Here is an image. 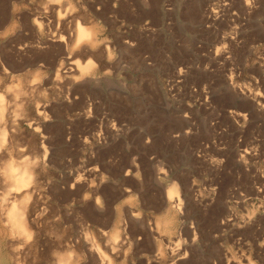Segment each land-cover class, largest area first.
I'll list each match as a JSON object with an SVG mask.
<instances>
[{
    "label": "rangeland",
    "instance_id": "obj_1",
    "mask_svg": "<svg viewBox=\"0 0 264 264\" xmlns=\"http://www.w3.org/2000/svg\"><path fill=\"white\" fill-rule=\"evenodd\" d=\"M247 2L0 0V89L18 77L23 91L42 65L36 123L14 137L55 177L28 205L42 258L107 264L98 245L119 264L112 234L135 243L136 264H168L151 253L175 232L177 264H264V0ZM77 24L93 45L75 47Z\"/></svg>",
    "mask_w": 264,
    "mask_h": 264
},
{
    "label": "clouds",
    "instance_id": "obj_2",
    "mask_svg": "<svg viewBox=\"0 0 264 264\" xmlns=\"http://www.w3.org/2000/svg\"><path fill=\"white\" fill-rule=\"evenodd\" d=\"M84 63L91 69L98 68V65L91 57ZM39 67H42V65ZM39 67L35 70L34 76L24 81L25 88L23 91H17V85L22 79L18 77H13L11 86L0 89V125L7 123L12 133L6 144L0 142V199H2L5 209L9 207L20 209L18 218L21 221L25 220L24 213L29 211L28 205L31 200L27 193L20 195L24 192V189L31 188L35 191L45 182L51 184L55 179V177L48 174L47 170L50 165L46 162V157L41 158L35 152H28L27 146L20 144L14 138L17 130L21 133L25 130L31 131L32 125L36 123L34 119L28 120L26 118V110L29 101L33 104L38 103V101L33 99L31 93L35 92V88L32 86L40 83L42 79ZM46 91L42 90L39 93L45 101L47 100ZM5 100L7 101L6 106L3 103ZM21 121L23 122V127L20 124ZM21 174H23L25 179L23 187L17 182V177ZM72 187H75V185H72ZM35 207L36 205H33V208ZM47 211V208H42L39 215L43 216ZM30 224V221L25 222L23 229H18L8 223L0 225V264H69L67 258L58 248H52L49 251V259L47 260L40 256L39 253L42 249H40L37 240L40 233L37 229L31 227ZM45 235L49 239L55 238L51 233H45ZM172 236L177 237L175 241L172 240ZM110 244L113 253L123 251L124 259L120 260L119 264H127L130 255H132L131 264H136L138 257L134 255L135 243L128 239L127 236H125L124 240H121L119 235H116L112 238ZM125 244H127V248H124ZM185 244L186 241L173 232L168 238V243H156L151 257L157 262L163 261L168 262V264H177L178 260L187 259L188 257ZM180 253L182 255H179ZM146 255L149 254H141V256ZM105 259L108 260V264H116L114 260L108 257H105ZM73 264H80V262L76 260Z\"/></svg>",
    "mask_w": 264,
    "mask_h": 264
},
{
    "label": "bare ground",
    "instance_id": "obj_3",
    "mask_svg": "<svg viewBox=\"0 0 264 264\" xmlns=\"http://www.w3.org/2000/svg\"><path fill=\"white\" fill-rule=\"evenodd\" d=\"M248 0H243V2H244V4L247 6L248 5V2H247ZM214 13V12H213ZM90 28V27H89ZM89 28H86V27H82L80 24H77V26H76V31H75V37H74V45H75V47L76 46H78L79 45V43H80V45H81V43H87V44H90V45H93L94 43H95V39H94V31L92 30V29H89ZM82 46V45H81ZM92 47V46H91ZM74 49V48H73ZM89 50V49H88ZM90 51V50H89ZM77 61V60H76ZM71 64L74 66L75 65V67H77L78 69H79V71L81 70V71H84L85 69H87L88 67L87 66H81V65H79V63L78 62H75V63H72L71 62ZM71 67V66H70ZM65 68V67H64ZM61 69V68H60ZM74 71V70H73ZM66 72H67V70H66ZM88 72V71H87ZM71 75V74H70ZM86 76V75H85ZM84 78V77H83ZM21 91V90H20ZM7 104V103H6ZM6 104H5V106H6ZM29 104V103H28ZM37 105V104H36ZM41 106V105H40ZM37 108H39V106L37 107ZM40 111H42V110H40ZM40 111H37L36 112V116H38V117H41L42 118V116H43V112L45 111H43V112H40ZM45 115V114H44ZM237 117H242L241 115H237ZM27 118V117H26ZM32 118V117H31ZM40 118V119H41ZM44 120V119H43ZM40 121V120H39ZM8 126V125H7ZM9 130V129H8ZM19 131V130H18ZM9 138V137H8ZM43 150H44V148H43ZM48 151V150H47ZM44 152L46 153V150H44ZM161 172H162V174H163V170L162 171H160V174H161ZM17 182H18V184L21 186V187H23V184H24V182H25V179H24V176H23V174H21V175H19L18 177H17ZM41 187V186H40ZM178 187L175 185V184H173V186L170 188V190L168 191V197H167V200H168V202L170 203V204H175L178 208L181 206V200H179L178 199V194H179V192H178ZM32 189L31 188H27V189H24V192H22L20 195L22 196V195H24L25 193H27L29 196L30 195H32L33 193H32ZM39 191V190H38ZM34 192V191H33ZM36 197V196H35ZM38 197V196H37ZM31 203V202H30ZM39 203V202H38ZM168 203V204H169ZM96 207H98V206H96ZM29 208H31V207H29ZM178 208H175V209H178ZM181 208V207H180ZM32 209V208H31ZM33 210V209H32ZM37 210V209H36ZM181 210V209H180ZM225 212V211H224ZM20 213V209L19 208H17V209H13V208H11V207H9V208H7V209H5L4 207H3V201H2V199H0V219L2 220V222L3 223H8V224H11V225H13L14 227H16V228H18V229H23L24 227H25V222H28V221H30L31 222V224H32V211L29 209V211L28 212H26V213H24V216H25V220L24 221H21V220H19V218H18V214ZM39 215V214H38ZM34 216H35V214H34ZM133 217V216H132ZM34 219V218H33ZM165 219V218H164ZM35 222H36V220H35ZM171 222V221H170ZM167 223L168 222H166V221H162V222H158V224H156V225H160V228L159 229H161V225L163 226V227H165V226H167ZM31 224H30V226H31ZM171 224V223H170ZM33 225V224H32ZM168 226H169V223H168ZM162 227V228H163ZM36 228V227H35ZM166 228V227H165ZM168 228V227H167ZM156 229H157V227H156ZM164 230V229H163ZM167 232V231H166ZM116 234V233H115ZM169 234V233H168ZM114 236H116V235H113L112 236V234H111V237L113 238ZM160 239V238H159ZM154 240H156V239H154ZM164 240V239H163ZM96 246V245H95ZM95 246H90V247H94V249H95ZM97 252L99 253V258L103 261L102 263H104V260H105V255L101 252V250L99 249V247H98V245H97ZM95 250V251H96ZM68 258V257H67ZM108 262V261H107ZM108 264V263H107Z\"/></svg>",
    "mask_w": 264,
    "mask_h": 264
}]
</instances>
